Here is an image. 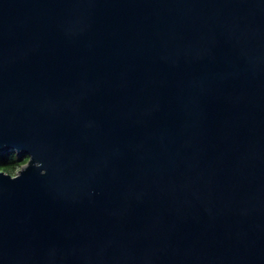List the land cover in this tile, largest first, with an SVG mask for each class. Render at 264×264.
Segmentation results:
<instances>
[{"label": "water", "instance_id": "1", "mask_svg": "<svg viewBox=\"0 0 264 264\" xmlns=\"http://www.w3.org/2000/svg\"><path fill=\"white\" fill-rule=\"evenodd\" d=\"M0 264H264V0H0Z\"/></svg>", "mask_w": 264, "mask_h": 264}, {"label": "trees", "instance_id": "2", "mask_svg": "<svg viewBox=\"0 0 264 264\" xmlns=\"http://www.w3.org/2000/svg\"><path fill=\"white\" fill-rule=\"evenodd\" d=\"M28 163L27 157H18L15 151H11L8 154L0 155V171H3L8 174L16 173Z\"/></svg>", "mask_w": 264, "mask_h": 264}]
</instances>
